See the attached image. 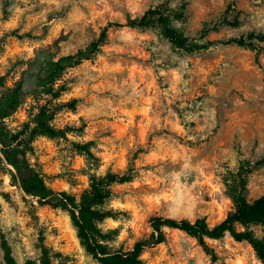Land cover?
<instances>
[{
  "label": "rangeland",
  "instance_id": "1",
  "mask_svg": "<svg viewBox=\"0 0 264 264\" xmlns=\"http://www.w3.org/2000/svg\"><path fill=\"white\" fill-rule=\"evenodd\" d=\"M166 2L183 15L173 27L195 43L174 46L156 25L111 26L95 59L67 69L64 91L49 106L63 137L36 136L29 162L55 191L79 198L91 174L133 170V178L111 186L105 204L117 212L99 224L115 230L106 243L127 251L147 238L153 216L220 222L232 202L226 183L245 161L264 158V42L257 49L222 41L250 31L264 33V0H0V76L6 86L23 83L21 103L4 123L19 130L32 124L49 96L36 75L43 61L74 53L96 39L106 23H124ZM93 141L97 160L75 143ZM0 154V234L17 264H39V240L54 264H100L81 245L65 210L26 194ZM245 196L264 194V163L247 175ZM237 229H241L237 226ZM256 236L264 226L251 225ZM165 241L143 250V264H261L251 246L226 233L206 238L212 254L186 232L164 229ZM2 250L0 248V263Z\"/></svg>",
  "mask_w": 264,
  "mask_h": 264
},
{
  "label": "trees",
  "instance_id": "2",
  "mask_svg": "<svg viewBox=\"0 0 264 264\" xmlns=\"http://www.w3.org/2000/svg\"><path fill=\"white\" fill-rule=\"evenodd\" d=\"M184 3L180 8L169 7L166 2L147 8L139 17L127 18L124 23L111 21L105 24L98 37L84 48L74 53L62 55L57 59L49 58L43 61L42 71L36 75V85L40 94L49 96L47 101L38 107L32 124L25 123L21 129L12 130L4 123V118L10 116L21 103L23 83L18 81L13 86L5 85L4 77L0 76V154L6 163L12 166V176L17 179L20 187L28 194L37 197L42 205L51 208L65 210L77 237L85 251L92 255L100 264H143L141 253L144 249L153 247L166 239L164 229L175 228L186 232L195 238L203 250L212 254V249L206 244L205 239H219L228 233L233 240L246 242L253 249L261 264H264V236L258 237L251 225L264 226V194L253 200H247L245 196L247 175L257 166L264 163V158L255 162L245 161L232 173L230 181L226 183V192L231 199V208L224 218L213 226H209L204 218L190 221L186 218H174L170 216H153L149 220L151 232L147 238L134 242L127 251L112 250L107 241L112 239L115 230L103 231L99 226L107 218H115L117 212L106 208L105 204L113 195L111 186L122 184L133 178V170L117 172L112 169L103 174H91L89 185L84 189L79 198L66 191H55L44 180L43 175L29 162L28 153L32 152V141L36 136L59 138L65 135L67 127L58 128L52 124L57 110L68 106L75 108L76 99L67 103H57L52 107L48 102L59 98L64 91L63 85H57V80L69 68L80 65L86 60L95 59L100 52V47L106 39L107 29L111 26L143 29L148 25H156L163 36L174 46L185 51L192 52L206 48L212 42L195 43L172 26V18L179 19L183 15ZM258 42H264V33L250 31L245 35L230 37L224 41L226 44H237L257 49ZM93 141L75 143L76 149L84 154L87 159L97 160L91 150ZM240 226L241 229H237ZM40 250L39 264H54L50 249L39 240ZM0 248L2 250V262L0 264H17L11 246L3 234H0ZM24 264H35L33 260H26Z\"/></svg>",
  "mask_w": 264,
  "mask_h": 264
}]
</instances>
